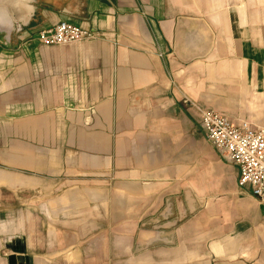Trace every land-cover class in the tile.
Segmentation results:
<instances>
[{
    "label": "crops",
    "instance_id": "obj_1",
    "mask_svg": "<svg viewBox=\"0 0 264 264\" xmlns=\"http://www.w3.org/2000/svg\"><path fill=\"white\" fill-rule=\"evenodd\" d=\"M0 28V264H264V203L195 103L264 129V0H25ZM65 20L95 39L45 46Z\"/></svg>",
    "mask_w": 264,
    "mask_h": 264
},
{
    "label": "built area",
    "instance_id": "obj_2",
    "mask_svg": "<svg viewBox=\"0 0 264 264\" xmlns=\"http://www.w3.org/2000/svg\"><path fill=\"white\" fill-rule=\"evenodd\" d=\"M93 30L61 20L54 25L36 31L33 37L42 45H66L95 39ZM199 124L209 143L238 169V185L247 186L251 194L264 203V129L253 128L248 122L233 124L227 117L214 110L197 106Z\"/></svg>",
    "mask_w": 264,
    "mask_h": 264
},
{
    "label": "water",
    "instance_id": "obj_3",
    "mask_svg": "<svg viewBox=\"0 0 264 264\" xmlns=\"http://www.w3.org/2000/svg\"><path fill=\"white\" fill-rule=\"evenodd\" d=\"M24 3L25 0H0V28H12V22H14V27L18 28L19 31L22 30L20 22L24 15V9L26 8V4ZM5 6L6 10L4 9Z\"/></svg>",
    "mask_w": 264,
    "mask_h": 264
},
{
    "label": "bare ground",
    "instance_id": "obj_4",
    "mask_svg": "<svg viewBox=\"0 0 264 264\" xmlns=\"http://www.w3.org/2000/svg\"><path fill=\"white\" fill-rule=\"evenodd\" d=\"M4 9L6 10V6L4 7ZM2 13V12H1ZM3 14V13H2Z\"/></svg>",
    "mask_w": 264,
    "mask_h": 264
}]
</instances>
